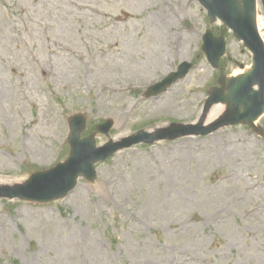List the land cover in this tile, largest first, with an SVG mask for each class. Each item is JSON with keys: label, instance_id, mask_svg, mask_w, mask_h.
I'll list each match as a JSON object with an SVG mask.
<instances>
[{"label": "rangeland", "instance_id": "374dc122", "mask_svg": "<svg viewBox=\"0 0 264 264\" xmlns=\"http://www.w3.org/2000/svg\"><path fill=\"white\" fill-rule=\"evenodd\" d=\"M222 29L193 0H0V187L64 162L76 115L97 147L198 125L218 77L251 65L229 33L225 67H210L202 37ZM181 63L185 79L143 96ZM96 168L55 202L0 198V264H264V136L250 127L137 144Z\"/></svg>", "mask_w": 264, "mask_h": 264}, {"label": "water", "instance_id": "95a60500", "mask_svg": "<svg viewBox=\"0 0 264 264\" xmlns=\"http://www.w3.org/2000/svg\"><path fill=\"white\" fill-rule=\"evenodd\" d=\"M207 12L211 24L223 23L225 29L219 37L211 30L203 36L202 52L214 70L226 53L225 35L231 31L234 38L252 54V66L244 74L235 77L221 76L219 88L213 87L205 104L204 113L198 125H172L155 133L140 131L121 142H108L97 147L95 135L81 138L86 130V118L76 115L70 118V154L68 159L57 166L32 174L26 182L17 186L0 187V198L45 204L61 200L77 186L79 178L89 182L97 177L96 165L106 162L121 150L137 144L151 145L163 140L183 137H205L218 129L246 125L264 135L257 123L264 116V42L257 29L256 0H194ZM264 7V0H261ZM186 25H191L187 22ZM193 65L183 63L178 72L171 74L162 83L149 89L147 97L158 96L172 84L185 78ZM223 104L225 112L216 121L204 126L207 112L215 105ZM113 121L96 127V132L108 136L113 129Z\"/></svg>", "mask_w": 264, "mask_h": 264}, {"label": "bare ground", "instance_id": "6f19581e", "mask_svg": "<svg viewBox=\"0 0 264 264\" xmlns=\"http://www.w3.org/2000/svg\"><path fill=\"white\" fill-rule=\"evenodd\" d=\"M258 25H259V31L262 33L263 32V29H264V18H260V17H258ZM46 31V30H45ZM45 31L43 32V34H44V36H47V34L45 33ZM60 46H62V45H60ZM62 48H64V47H62ZM82 59V61H83V58H81ZM110 103H111V105H114V103L112 102V101H110ZM123 107V106H122ZM104 109L103 108H100L99 109V111H103ZM223 111H225V106H223V105H217V106H215L212 110H211V112H210V114H209V116H208V118L206 119V122L205 123H209V122H211V121H213L214 119H216L218 116H219V114L220 113H222ZM221 115V114H220ZM126 120H127V114H126V112L124 111V109H120V111L119 112H117V123H118V125H119V127L120 128H124V126H125V122H126ZM23 139H24V141H30L31 139H32V136L30 135V134H26L24 137H23ZM231 148L235 151H237L238 150V146H236V145H232L231 146ZM222 156L223 155H227V152L225 151V152H219ZM236 176V174L235 173H232V175L230 174V175H227L226 176V179H228V180H231V179H233L234 177ZM256 212L257 211H255V212H251L250 213V215H254V214H256ZM187 258V260L190 262V263H196L197 262V259L195 258V257H186Z\"/></svg>", "mask_w": 264, "mask_h": 264}]
</instances>
